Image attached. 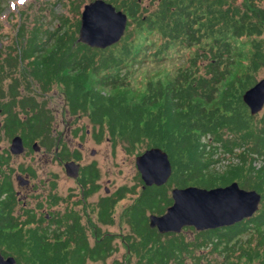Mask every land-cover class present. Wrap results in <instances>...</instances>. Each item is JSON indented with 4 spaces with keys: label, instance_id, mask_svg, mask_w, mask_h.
Segmentation results:
<instances>
[{
    "label": "trees",
    "instance_id": "16d2710c",
    "mask_svg": "<svg viewBox=\"0 0 264 264\" xmlns=\"http://www.w3.org/2000/svg\"><path fill=\"white\" fill-rule=\"evenodd\" d=\"M106 1L129 17L126 32L117 43L102 49L79 41L81 7L85 3L81 0L74 9L73 22L66 18L52 30L42 29L40 24L30 33L21 24L6 56L0 54V77L4 63L10 68L20 64L27 85L39 80L44 93L56 81L64 88L72 114H86L94 126L101 125L102 132H108L111 140L127 143L129 151L145 144L147 149L157 146L168 152L175 168L166 184L145 189L121 186L99 204L100 220L107 223L119 201L138 194L127 209L134 232L124 237L138 258L137 264H185L183 256L192 252L191 247L208 244L216 249L222 245L227 252L224 260L214 264H253L255 260L264 264V113L261 117L252 115L242 99L264 68V0ZM131 24L158 33V47L148 45L143 54L154 56L158 63L165 61L174 46L197 50L167 83L148 80L145 93L136 102L128 92L132 90L129 85L133 76H139V67L130 63L141 51L136 49L138 39L129 28ZM243 37L251 39L252 53L245 70L233 76L232 41ZM16 40H23L24 45L17 46ZM23 104L30 106L32 114L24 120L18 114L8 115L2 126L5 134L12 137L20 132L27 144L39 140L51 146L50 112L43 104L38 108L33 97L24 98ZM221 150L240 158L236 164L229 163L224 172L213 167L218 162L215 155ZM3 153L0 152V248L5 256L15 253L19 264H86L112 254L116 249L112 245L114 235L97 226L98 236L91 244L77 218L65 229L28 226L35 222V216L16 213L14 185L10 174L2 169L10 162V154ZM260 159L263 163L256 167L254 162ZM83 176L84 184L92 183L98 170L93 165L86 167ZM234 181L261 193L260 209L252 217L201 231L199 236L206 235L203 240L197 236L191 243L182 233L161 234L150 226L151 213L163 214L173 203L172 187L212 188ZM93 191L92 186L87 193ZM249 230L256 238L241 240L240 236ZM163 236L168 237L166 241ZM69 246L73 249L69 250Z\"/></svg>",
    "mask_w": 264,
    "mask_h": 264
},
{
    "label": "rangeland",
    "instance_id": "374dc122",
    "mask_svg": "<svg viewBox=\"0 0 264 264\" xmlns=\"http://www.w3.org/2000/svg\"><path fill=\"white\" fill-rule=\"evenodd\" d=\"M80 1L81 0H0V54L3 53V56H6L8 53L7 47L15 41L14 38L21 24L25 25L26 33H30L34 27L40 24L42 25V29L52 30L56 27H60V24L63 23V20H66V18L69 19L68 22H73L75 20L73 18L75 13L74 9ZM82 1H85V3H82L81 11L85 4L91 2L89 0ZM129 28L137 36L138 45L136 46V49L141 51L138 53L136 52L137 59H133L134 62L130 63L131 66L139 67V76L137 74L133 76L132 82L129 85L132 90H129L128 92V96L130 98L133 96L134 100H132L136 102L139 101L140 96L145 93L146 82L148 80L151 79L156 81L161 79L164 84L167 83L171 78L175 77L179 66H186L188 64V57L195 56L197 50L195 51L193 48L188 49L182 46H174V48H171L165 61L162 62V59L161 62L158 63L154 60V56H148L147 54L143 55L145 53L144 49H147L148 45H155L156 48L158 47V33L145 26L139 29L135 24H131ZM26 37H28V35ZM24 41H27L26 38H24ZM15 44L21 47L24 45V42L23 40L17 42L16 40ZM232 44L234 62L230 71L233 76H236L241 74L248 65V60L252 53L251 39L248 37L240 39L234 38ZM50 49L52 48H48L47 50ZM142 58H145L144 62H141ZM155 64H157V66L153 68ZM4 66V73H2V76L0 77V89L4 93L3 96L0 97V103H3L9 98L7 89L12 81L17 79V81L21 83V90H23L22 84H26L24 85L25 91L21 93V96L29 95L33 97L38 104V108H41L44 105L45 110L47 109L52 116V144L57 141L56 138H54L57 134L63 136L65 139H67V137L71 139V129H68V126L84 125L91 131L95 129L86 114L79 112L75 115L69 112L64 88L58 85L56 81L51 87V90L46 92L47 95L42 93V96L37 91V88L39 87L38 85H35V83L30 86L27 85L28 79L25 77L26 74L22 65L15 63L13 67L10 68L8 64L4 63ZM262 78H264V68L257 74L255 84ZM225 86L224 83L223 87ZM33 87H36V90ZM110 93H115V91ZM17 109L20 111L19 116L23 120L27 119L28 115L32 114V110H29L28 108L26 110V105L24 108L25 111H23V109L21 110L19 107H17ZM263 113L264 108L254 115L261 117ZM5 118L6 116L4 114H0V152H4V156H7L6 151H10L13 143L10 140L11 138L9 139L5 135L4 129L2 128ZM55 126V130L57 129L56 131L54 130ZM95 132H98V130H95ZM103 133L104 140L100 143L96 144L92 140L87 141L86 150H88V154L86 161L87 163L94 161L97 164L100 174V191L98 194L92 193L89 196L86 195V199L81 196L82 190L77 181L74 180V177L72 178L69 176L66 167L56 160L55 144L52 147V145L46 146L47 144L40 142L36 146V149L31 150V147H29L27 150L25 147V149L19 153L9 152L10 162L7 165H4L2 169L4 173L8 175L10 174L14 188L19 194V198L22 201L23 199L27 200L29 207H37V204L40 203L41 207H38V209L39 211H43L42 213L54 211L55 214L58 212V214L64 215V211L66 212V210L70 208L69 206L65 210L64 205L59 207L51 206L49 199L51 191H55L61 197L65 198L71 192L79 194L78 199L80 202L76 205L77 209L72 208L67 210V214L79 216L78 222L83 226L86 236L91 244L96 241L98 236V229L96 227L100 226L101 231L110 232V234L114 235L112 245L116 248L107 259H101L94 262L90 260L86 264H114L115 261H124L125 264H137L138 258L133 252H131L124 237L126 235L129 236L134 232L133 228L128 223L127 209L135 201L138 194L127 195L125 199L119 201L108 217L107 223H103L99 220L101 207L98 206V204L100 203L99 196L108 195L121 186L126 185L129 187L136 186L138 189L139 187L143 188L144 185L141 183L143 180L140 171L137 168L136 159L137 156L143 154L147 148L144 144L138 146L133 152H131L128 150L127 143L122 141L114 142L109 137L107 131H104ZM71 145L77 146L78 139L75 141L72 140ZM94 149H96L95 155H92L91 151ZM215 157L218 159V162L213 164V167L219 172H224L229 163H238L236 156L227 155L224 150L219 151ZM262 161L263 159L255 161V166H261L263 163ZM85 163L86 162H84V164ZM28 168H33L35 174L34 176H30V180L27 176L28 171H26ZM20 176L24 178L23 180L26 185L21 186L19 181ZM53 179H56L57 181L56 186L52 185V182L54 181ZM173 188L174 187H172L171 190ZM245 189L250 188L246 187ZM50 226L52 229H55L54 225ZM62 228L64 229L65 226H62ZM201 231L206 230H197L194 226H186L180 233L184 235L185 241L191 243L195 242L197 236L203 240L206 235L199 236V232ZM252 236L256 238V236L253 235V231L249 230L241 235L240 239L247 240ZM136 238L137 237L134 239ZM167 238L168 237L165 236L162 237L163 241H166ZM71 246L74 247V245ZM71 246H69V250L73 249ZM221 247L222 245H219L218 249H216L213 244H208L202 247L196 246L195 248L191 247L192 252H186L183 256L185 258V264H194L196 261H199L200 264H214L216 261L224 260L227 252L221 249ZM13 254L14 255L10 256L16 258L17 255L15 253ZM260 263V260H255L253 262V264Z\"/></svg>",
    "mask_w": 264,
    "mask_h": 264
},
{
    "label": "water",
    "instance_id": "95a60500",
    "mask_svg": "<svg viewBox=\"0 0 264 264\" xmlns=\"http://www.w3.org/2000/svg\"><path fill=\"white\" fill-rule=\"evenodd\" d=\"M79 41L96 48H107L125 34L128 15L106 0H93L84 5L81 13ZM244 103L254 115L264 108V78L242 95ZM11 151L22 152L23 139H13ZM137 168L144 182L143 189L166 184L173 173V164L167 151L152 147L137 156ZM67 173L79 176L80 165L66 163ZM173 203L163 214L152 213L150 226L160 233H180L186 226L197 230L231 226L252 217L259 209L262 195L256 189H245L237 181L212 188L189 185L171 190ZM0 264H18L14 256H5L0 249Z\"/></svg>",
    "mask_w": 264,
    "mask_h": 264
},
{
    "label": "flooded vegetation",
    "instance_id": "af4514ba",
    "mask_svg": "<svg viewBox=\"0 0 264 264\" xmlns=\"http://www.w3.org/2000/svg\"><path fill=\"white\" fill-rule=\"evenodd\" d=\"M39 82H41V81L33 80V83H35V85L39 86L37 88L38 89L37 91L39 92V94L42 95V90L40 88L41 86L39 85ZM20 84L21 83H19L17 81V79H16V80L12 81L8 85L7 93H8L9 98L6 101H4L3 103H0V114H4L6 117L8 115H11V114L20 115V113H19L20 111L17 109V107H19L21 110L23 109V111H25L24 108H25L26 104L22 105V101L24 100V98L31 97V96H29V95L28 96L27 95H22L21 96V93L23 91H25V86L24 85H26V84H22L23 90H21ZM33 88L36 90V87H33ZM50 90H51V88L49 89V91ZM3 93L4 92L0 89V97L3 96ZM44 95H47L46 92H44ZM27 108L29 110H31L30 106H28V107L26 106V110H27ZM29 110H28V112H29ZM68 110L71 113L70 108ZM29 116L30 115H28V117ZM52 125H51V131H53ZM55 128H56V126L54 127V130H55ZM67 128L71 129V134H70L71 135V139H69L68 137H67V139H65L63 136H60V135L57 134L58 136L57 135L54 136V138H56V140H57L56 141L57 143L56 142L53 143L52 147L55 144L54 145L55 148H56L55 158H56V160L61 162L64 166L66 165V163L71 162V161H74L75 163L80 165L79 176L76 177V178L74 177V180L77 181V183L79 184L80 189L82 190V195L81 196L86 199V195L87 196L90 195V194L87 193V190L90 189L92 186L94 187V191L92 192L93 194H98L99 191H100V183H99L100 174H99V170H98L97 164L94 161H90V163H87V161H86L87 154H88V150H86L87 141L88 140H92L96 144L100 143L102 140H104V138H103L104 137V133H103L104 131L102 132L103 128L101 127V125L94 126L95 129L92 130V131L90 129H88L87 126H84V125H77V126H72V127L68 126ZM95 130H98V132H95ZM4 133H5V131H4ZM6 136L9 139L11 138L10 139L11 142L17 136H20L23 139V136H22V134L20 132L15 133L12 137H10L8 135H6ZM76 139H78V145L77 146H72L71 145L72 140L75 141ZM23 142H24V147H26L27 150L29 149V147H31V150L32 149H36V146L40 143V141L38 142V140H36V141H32L31 144H27L24 141V139H23ZM95 151H96V149L92 150L91 154L95 155ZM9 152L13 153L11 151V148H10V151H8V154H10ZM84 162H86V163L84 164ZM92 165L95 166L96 169L98 170V176L92 183L87 182L86 184H84L83 183V179L85 177L83 176V170L86 167H89V166H92ZM26 171H28V173H27L28 175L27 176H28V178L30 180V176H34L35 175L34 174V169L33 168H28V169H26ZM66 171H67V168H66ZM69 176H71V175H69ZM71 177L73 178V176H71ZM19 178H20L19 181H20L21 186L26 185L24 180H23L24 178H22L21 176ZM56 182L57 181L55 179L52 182V185L56 186L57 185ZM27 187H29V186H27ZM118 189L119 188H117L115 191H113L112 193H110L108 195L99 196L100 202L104 198H106L107 196L113 195ZM15 193H16L15 210H17V214L18 215H22V216L24 215L23 217H26V215H28V214H31V215L35 216V222H31L28 226L48 227L49 225H54L55 229H57L58 227L63 229L62 226H65V228H66L67 225L72 224L74 222V220H76V218L79 221V216L68 215L67 214V210H70L72 208L77 209L76 205H78L79 202H80L79 199H78L79 198V194H77V193L71 192L68 196H66V198L65 197H61L55 191L54 192L51 191V193L49 194V199H50V205L51 206L59 207L61 205L62 206L64 205L65 210H66V208H68L70 206V208H68L66 210V212L64 211V213H63L64 215H60V214H58V212H56V214H55L54 211H47V213L46 212L42 213L43 211H39V209H38V207H41L40 203L37 204V207L36 206L35 207H32V206L29 207L28 206V201L24 200V199L22 201L19 198V196H18L19 194H18V192L16 190H15ZM36 196H38V195H36ZM99 198H98V200H99ZM46 200H48V199H46ZM73 202H74V204H73ZM99 204H98V206H100ZM67 220L69 222H67ZM99 220H100V218H99ZM64 238L65 237L63 236L61 239H64Z\"/></svg>",
    "mask_w": 264,
    "mask_h": 264
}]
</instances>
